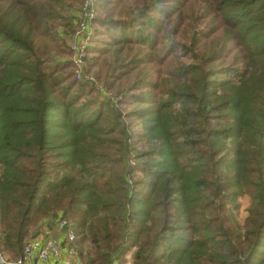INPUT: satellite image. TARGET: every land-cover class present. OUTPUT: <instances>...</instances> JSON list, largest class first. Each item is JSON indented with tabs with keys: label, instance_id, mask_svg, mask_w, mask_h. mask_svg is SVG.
I'll use <instances>...</instances> for the list:
<instances>
[{
	"label": "trees",
	"instance_id": "16d2710c",
	"mask_svg": "<svg viewBox=\"0 0 264 264\" xmlns=\"http://www.w3.org/2000/svg\"><path fill=\"white\" fill-rule=\"evenodd\" d=\"M81 3L0 0L1 256L64 218L81 264H264V0H95L96 83Z\"/></svg>",
	"mask_w": 264,
	"mask_h": 264
},
{
	"label": "built area",
	"instance_id": "2783aa9c",
	"mask_svg": "<svg viewBox=\"0 0 264 264\" xmlns=\"http://www.w3.org/2000/svg\"><path fill=\"white\" fill-rule=\"evenodd\" d=\"M79 7L78 20L75 23L76 26L71 33L68 32L66 34L65 43L72 53L71 61L74 64L75 78L77 80H82L84 78L92 83H96L92 76L83 75L87 49L94 35V19L97 16L95 0H82ZM95 87L99 89L101 96L108 97L109 94H107L104 89H101L96 84ZM112 102H116V99L113 98ZM55 223L57 229L62 232L64 236L65 243L68 245L69 254L78 259L72 246L75 236L69 221L61 218L55 220ZM59 258L60 247L56 239L50 235H40L39 237L27 240L21 257L16 261L5 258L0 254V264H40L50 259L57 260ZM78 263L81 264L79 259Z\"/></svg>",
	"mask_w": 264,
	"mask_h": 264
},
{
	"label": "crops",
	"instance_id": "0c3cea01",
	"mask_svg": "<svg viewBox=\"0 0 264 264\" xmlns=\"http://www.w3.org/2000/svg\"><path fill=\"white\" fill-rule=\"evenodd\" d=\"M76 22V21H75ZM66 42V41H65ZM40 235H50L56 239L60 247V258L57 260L50 259L40 264H79L78 259L69 254L68 245L65 243L64 236L57 227L55 220L45 219L31 233L28 240L39 237Z\"/></svg>",
	"mask_w": 264,
	"mask_h": 264
},
{
	"label": "rangeland",
	"instance_id": "374dc122",
	"mask_svg": "<svg viewBox=\"0 0 264 264\" xmlns=\"http://www.w3.org/2000/svg\"><path fill=\"white\" fill-rule=\"evenodd\" d=\"M78 8H80V7H77V11L75 10V11H73L72 12V14H70V16H68V18H67V20L64 22V25H68V27H66V26H63V27H60V28H58V30H57V32H58V36H60V40H62L61 41V43L62 42H64L65 43V39H66V37H67V33H68V29H72V31H73V28H75V26H76V22H74V21H77L78 20V11H79V9ZM98 16V15H97ZM96 28V25L95 26H93V29H95ZM95 39V37L93 36L92 37V39ZM91 39V44H90V46L89 47H92V45H93V40ZM64 43H62L63 45H65ZM66 46V45H65ZM64 46V47H65ZM88 56V55H87ZM60 59H67V56H66V51L64 50V55L62 56H60L59 57ZM75 71V70H74ZM87 76H91V75H87ZM241 200V203H240V206H239V209H237L236 210V218H237V220L239 221V223H241V224H243V221H244V219L246 218V216H247V207H248V204H249V201L247 200V198H241L240 199ZM84 247H85V249H84V251L85 252H89V250H90V246L88 245V244H85L84 245ZM132 252H130V253H128L127 255H126V260H125V263L124 264H132V262H133V259H132ZM4 256H8L7 254H5V255H3V257ZM5 258H9V257H5ZM82 263V262H81Z\"/></svg>",
	"mask_w": 264,
	"mask_h": 264
}]
</instances>
